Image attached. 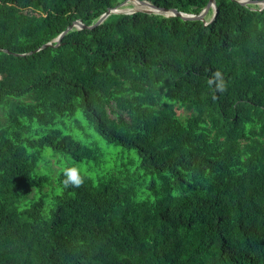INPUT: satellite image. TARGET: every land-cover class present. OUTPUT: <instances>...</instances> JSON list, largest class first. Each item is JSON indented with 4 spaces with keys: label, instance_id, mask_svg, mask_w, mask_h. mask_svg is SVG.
<instances>
[{
    "label": "trees",
    "instance_id": "obj_1",
    "mask_svg": "<svg viewBox=\"0 0 264 264\" xmlns=\"http://www.w3.org/2000/svg\"><path fill=\"white\" fill-rule=\"evenodd\" d=\"M125 1L0 0V264H264V6L89 28ZM77 112L122 150L54 127ZM47 150L109 157L65 187L37 171Z\"/></svg>",
    "mask_w": 264,
    "mask_h": 264
},
{
    "label": "rangeland",
    "instance_id": "obj_2",
    "mask_svg": "<svg viewBox=\"0 0 264 264\" xmlns=\"http://www.w3.org/2000/svg\"><path fill=\"white\" fill-rule=\"evenodd\" d=\"M136 8L145 7L135 0H129L126 4L119 6L117 9L123 12H132ZM211 9L214 10L213 8ZM210 13L211 10L208 12L206 18L210 17ZM54 127L61 130L63 133L73 135L77 140L83 142L84 144L97 146L104 152L111 153L112 151L117 153L122 150V147L120 146L109 145V143L100 137L94 130L88 127L79 112H77L73 118L65 117L60 119ZM108 157L109 156L102 157L98 163H88L85 161L75 160L69 154L54 153L52 150H47L44 152L39 161L37 171L39 173L49 175L52 180L53 178H56V175H58L61 171H64L66 168L70 167L78 168L80 173L95 175V173L98 172V169L104 165L103 160Z\"/></svg>",
    "mask_w": 264,
    "mask_h": 264
},
{
    "label": "water",
    "instance_id": "obj_3",
    "mask_svg": "<svg viewBox=\"0 0 264 264\" xmlns=\"http://www.w3.org/2000/svg\"><path fill=\"white\" fill-rule=\"evenodd\" d=\"M138 3H141V5H143L145 8H136L134 9L132 12L141 10V11H145L147 13H158V15H163L165 17H180L183 20L186 21H194V20H201V21H206V17L208 15V12L211 8H214L215 11L217 10L216 8V1L215 0H209L208 5L204 8L203 11H201L200 13H198V15H195V13H185L182 12L176 8H167V7H163V6H157L151 2L145 1V0H135ZM242 3H255V4H261L262 6H264V0H240ZM127 1L121 3L119 6H122L123 4H126ZM118 6V7H119ZM118 7H113V8H109L104 15L101 16V18L98 20V22L89 27L90 29L94 28L95 26L100 25L107 17H109L111 15V13H117V12H123L121 10H118ZM125 12V11H124ZM130 12V13H132ZM127 13V12H126ZM80 28V29H84L86 26H84L80 21H75L73 23V25H71L70 27H68V29L62 33L58 39L56 40L57 42H60L61 38L63 37L64 34H66L68 31L72 30V28ZM50 45V44H48ZM45 45L44 47L48 46Z\"/></svg>",
    "mask_w": 264,
    "mask_h": 264
},
{
    "label": "clouds",
    "instance_id": "obj_4",
    "mask_svg": "<svg viewBox=\"0 0 264 264\" xmlns=\"http://www.w3.org/2000/svg\"><path fill=\"white\" fill-rule=\"evenodd\" d=\"M209 86H214L216 91H226V82L222 73L217 70L213 73L212 77L208 80ZM65 180L63 181L65 187L75 186L80 187L84 182V177L80 174V171L76 167L66 168L64 170Z\"/></svg>",
    "mask_w": 264,
    "mask_h": 264
}]
</instances>
